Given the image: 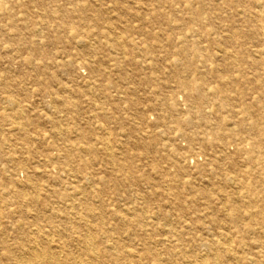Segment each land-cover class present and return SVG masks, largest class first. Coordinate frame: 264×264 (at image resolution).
<instances>
[{
    "label": "rangeland",
    "instance_id": "rangeland-1",
    "mask_svg": "<svg viewBox=\"0 0 264 264\" xmlns=\"http://www.w3.org/2000/svg\"><path fill=\"white\" fill-rule=\"evenodd\" d=\"M0 4L3 264L31 242L80 264L105 250L122 264H264L257 246L239 247L264 237L233 222L246 212L234 194L249 191L237 171L252 170L238 143L264 155L237 115L264 111V0ZM14 179L28 195L19 203Z\"/></svg>",
    "mask_w": 264,
    "mask_h": 264
},
{
    "label": "bare ground",
    "instance_id": "bare-ground-1",
    "mask_svg": "<svg viewBox=\"0 0 264 264\" xmlns=\"http://www.w3.org/2000/svg\"><path fill=\"white\" fill-rule=\"evenodd\" d=\"M0 10H5L7 12V10H10V7L7 6L5 8V6L0 4ZM70 33L73 35H76V33L71 29H70ZM80 43L83 44L82 41H80ZM8 102H9V104H11V106L16 105V102L14 100L9 99ZM248 110H250V108H248V107H246V108L240 107V109H238L237 115H238V123L240 125V127H238V128L239 129H242V128L247 129L248 132L253 131V132H255V135L257 137L262 138L263 139V146H262V152H260V153H264V111H259L260 115H256V116L253 115V117H252V114H250V113L247 114ZM14 118H15V121H18L17 117L14 116ZM55 127H56V124H55ZM238 128H237V130H238ZM23 129H24V127H23ZM55 134L62 135L63 132L61 130H58V131L56 130ZM238 145H239L238 146V152H240L238 154H241L242 156L245 157V160H243V163L244 164L250 163L252 165V170L250 173H245L244 175L242 173V168L237 171L238 176H241L243 178V180H245L244 187H246L249 191H246V193H243L241 190H244V189L242 186H240V187H238L237 193L234 194V200H241V201L246 203L245 204L246 205V212L242 213L241 210H239V209L236 210L237 216L234 217L233 222L235 225H237V226H235V228L238 230V233H240V234H243V233H247V234L259 233L261 235V237H264V177L263 178L258 177V174L260 171L264 173V155H263V157H259V156L257 157L255 155L256 154L255 149L259 148L260 146L255 144V143L253 144V142L251 143V141H246V140L242 139V140H240V143H238ZM1 150H2V146L0 145V153H1ZM32 178L33 177L30 176L27 180V182H29V185H31V183L33 181ZM232 181H234V180H232ZM11 187L13 189L11 191V195H13V197L16 200L18 198V200H17L18 203H19V198L21 199V198H27L28 197V195L24 192L25 191L24 189L26 188V186L23 182H19L18 180L14 179V181L12 180V182H11ZM78 189L80 191H82L81 187H79ZM62 197L67 198V197H69V195L64 193L62 195ZM77 201L80 202L81 200L78 199ZM73 204L74 205H72L71 210L76 211L77 206H79V204H75V203H73ZM90 211H92V209L89 208L88 204H86V209L82 214H84L85 217L86 216L90 217V213H91ZM69 213L71 214V212H69ZM56 215H58V211L54 210L53 213L49 217H47V219L52 220V222H53L54 217ZM92 215L93 216L96 215L94 211H92ZM35 218L38 221H40V215L39 214H36ZM244 218H248L251 222H249V225L247 227L242 228L241 223H243ZM104 226H105V224L102 225V227H104ZM18 227H20V226H18ZM19 229H22V228H19ZM77 229H80V226ZM0 231H1V225H0ZM167 234H170V235H172V237L177 238L178 242H180V239L183 238V233H180L179 231H176V230L170 229ZM84 238H85L84 243H86L84 245L86 247H88L87 245H89V246L92 245V238L90 239L89 233L87 235H85ZM104 239L106 240V236H104ZM253 239L254 240H252L250 244L245 243V239L240 240L239 247L243 248L245 246H248V248L252 249V247L255 245V246H257L256 248H259V249H261V251L264 252V241L260 240L258 237H254ZM0 244L8 246L7 239H6L5 235L2 233V231L0 232ZM102 245H104V242L102 243ZM229 245H230V243H229ZM181 246L182 245L178 244L177 246H175V248L181 250L182 249ZM26 252L29 256L22 255L21 254V253H23L22 250L14 249V248H12V246H10V249L7 251V254H6V258L11 263H12V261L15 262L12 264H80L79 259H76V258L70 259L69 258V259L62 260V259L58 258L55 254H53L51 251L46 252V251H44V249L40 250V249H38V246H36L33 242H31V244L27 247ZM85 253H86V255L89 254V250L87 248L85 249ZM115 253H113V252L110 253L109 251L105 250L104 255L103 256L101 255V257L97 256L95 262L98 261V264H105L104 258L108 257V259H110L112 262H114V264H122L121 258L119 259L118 255H116L117 253L116 254ZM77 255H78V253H77ZM78 258H79V256H78ZM156 261H158V264H164V261H161L159 259H156ZM205 262L206 261H202V263H205ZM245 262H248V258H245ZM0 264H3L1 260H0ZM181 264H190V263H187L186 261L182 260Z\"/></svg>",
    "mask_w": 264,
    "mask_h": 264
}]
</instances>
